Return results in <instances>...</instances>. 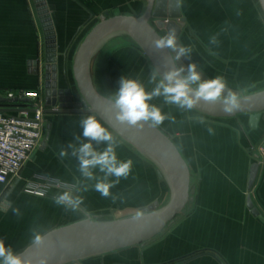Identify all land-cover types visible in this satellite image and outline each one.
Wrapping results in <instances>:
<instances>
[{"label": "crops", "instance_id": "crops-1", "mask_svg": "<svg viewBox=\"0 0 264 264\" xmlns=\"http://www.w3.org/2000/svg\"><path fill=\"white\" fill-rule=\"evenodd\" d=\"M45 2L57 38L60 88L74 86L71 56L90 24L106 12L141 14L139 0ZM169 2L164 9L168 15ZM184 3L183 9L173 13L185 18L182 42L193 46L190 61L198 65V70L202 68L207 79L224 76L229 86L243 94L264 90V11L259 1L184 0ZM236 8L243 10L242 17L235 16ZM225 20L236 27L222 37L220 48L210 50L208 37ZM44 36L36 0H0V91L43 89V73L34 74L32 64L44 55ZM113 41L103 48L100 56ZM121 56L123 63L127 56L126 63L131 62L137 70L142 68L147 76L150 74L153 65L135 47L127 46ZM115 80H119V75ZM164 110L172 112L177 123L166 122L161 128L173 136L191 170L194 192L187 207L190 216L176 219L163 237L144 246L93 257L82 264H264V222L255 212L264 217V155L257 154V148L264 146V114L256 128L250 124V114L218 119L205 116L215 129V135H209L204 126L191 123L174 107L165 106ZM84 115L88 114L52 115L50 130L46 116L43 142L24 165L19 179L11 186L0 182V237L5 238L6 244L23 249L27 230L36 218L50 230L85 218L84 214H65L53 204L51 197L60 190L57 185L48 186L44 196L24 190L27 186L46 185L47 180L70 184L79 176L78 161L75 158L62 161L57 152L60 146L66 147L73 141V133L82 137L79 120ZM120 140L118 154L122 159L134 161L133 174L112 190L122 194L125 201L122 204L114 205L92 191L84 193L91 215L99 218L107 212L129 213L156 199H170L169 187L156 166ZM98 147L102 150L106 145ZM193 180H197L194 187ZM14 209L19 210L20 217L13 214ZM129 255L134 258L129 259Z\"/></svg>", "mask_w": 264, "mask_h": 264}, {"label": "water", "instance_id": "water-1", "mask_svg": "<svg viewBox=\"0 0 264 264\" xmlns=\"http://www.w3.org/2000/svg\"><path fill=\"white\" fill-rule=\"evenodd\" d=\"M145 11L140 16L111 15L106 12L93 22L72 53L73 88H60L58 85L59 66L57 58V38L51 15L45 0H36L40 11V21L44 31L45 52L41 58L34 60L33 72L40 76L43 73L45 113L47 128H51V116L58 114H91L95 112L105 119V95L97 88L94 80L95 66L103 48L113 39L121 36L130 38L147 56L151 64L159 65L163 70L165 58L170 53L158 52L150 46L154 35H161L153 25L155 17L168 15L164 10L167 0H144ZM264 11V0H258ZM170 16H174L171 0ZM183 18V25H185ZM159 27L165 23L159 22ZM171 22L168 29L173 27ZM243 110L233 115H225L217 106L211 109L201 105V114L210 118H233L241 114H250V124L258 126L264 114V90L241 94ZM17 99L0 97V103H16ZM28 103L29 100L24 99ZM20 110V109H16ZM91 110V111H90ZM32 111V110H30ZM116 134L144 158L152 162L160 176L167 183L170 199L165 206H150L143 210L140 218L134 215L104 219L99 216L85 218L50 230L45 244L26 255H33L36 264L46 260L47 264H82L85 260L107 255L119 250L144 246L163 233L187 209L193 201L191 188V170L173 136L163 130L145 128L142 132L123 129L115 126ZM45 145V143H43ZM257 165L253 168L255 173ZM249 205L253 208L250 201ZM259 218L264 217L256 210ZM215 256L214 254H211Z\"/></svg>", "mask_w": 264, "mask_h": 264}, {"label": "clouds", "instance_id": "clouds-1", "mask_svg": "<svg viewBox=\"0 0 264 264\" xmlns=\"http://www.w3.org/2000/svg\"><path fill=\"white\" fill-rule=\"evenodd\" d=\"M173 10L184 8V0H171ZM237 18L243 16V10H234ZM236 26L225 20L217 31L208 37L211 49H218L222 45V37L229 35ZM150 46L158 51L167 50L170 55L165 58L163 70L159 65L151 68L146 79L130 75L119 79L118 90L105 95V112L108 118L91 114L81 116L79 126L81 135L73 133L74 139L66 147L60 146L57 152L64 161L75 158L79 176L70 184H60V190L51 197L53 204L63 209L65 214L88 217L91 212L85 201L84 193L89 191L98 193L102 199L110 200L112 204L124 203L120 192H113V188L122 180H127L133 174L134 161L131 158L122 159L118 149L122 141L113 130L114 126L142 132L145 128L158 129L165 123L176 124L177 117L165 106H172L191 123L205 127L209 135H215L211 123L201 114V105H208L211 109L217 106L225 115H233L243 110L241 94L229 86L224 76L202 79L203 69L198 70L195 62L186 67L179 64L181 58L191 60L193 46L180 41L175 27H170L166 33L154 35ZM161 101V103H157ZM104 144L102 150L98 147ZM52 178L51 176L44 175ZM17 217L21 216L18 209L13 210ZM141 211L135 213L140 218ZM50 229L33 220L27 230V244L23 249L14 248L5 243L0 237V264H36L33 255H26L29 250L42 247ZM40 264H47L46 260Z\"/></svg>", "mask_w": 264, "mask_h": 264}, {"label": "built area", "instance_id": "built-area-1", "mask_svg": "<svg viewBox=\"0 0 264 264\" xmlns=\"http://www.w3.org/2000/svg\"><path fill=\"white\" fill-rule=\"evenodd\" d=\"M0 97L22 102V106H14L17 102H4L2 104L8 105H0V182L11 186L19 179L24 165L43 142L46 105L43 89L0 91ZM24 99L29 102H23ZM60 184L57 180H47L46 185L27 186L24 190L44 196L48 186Z\"/></svg>", "mask_w": 264, "mask_h": 264}, {"label": "rangeland", "instance_id": "rangeland-1", "mask_svg": "<svg viewBox=\"0 0 264 264\" xmlns=\"http://www.w3.org/2000/svg\"><path fill=\"white\" fill-rule=\"evenodd\" d=\"M139 1H141V3H140L141 12L140 13L142 14L146 8V2L144 0H139ZM159 22L165 23V26L159 27L157 25ZM171 22H173V24H174L173 27L176 28L179 39L182 42V38L184 36V30L186 28V24L183 25V18L181 15H177V13H176L173 17L170 15H165L164 17H155L153 19V25L155 27H157L158 30L162 34L167 32L168 24H170ZM89 26H88V28H89ZM81 40H82V38H79L78 42L80 43ZM127 46L135 47L140 56H142V57L145 56V58L148 59L147 56L143 53V51L130 38H128L126 36H121V37H117L116 39H114V41L111 44H109L108 47L105 48V50L103 51L101 56L99 55L100 57H98V60H97L96 66H95V72H94L95 84H96L97 88L99 89V91L103 95H106V94L110 95V94L115 93L118 90V87H119L118 81L119 80L118 81L115 80L117 75H119V79L122 76H126V75H130V76H134V77H140L142 79L147 78L146 73L145 74L142 73V68L140 70H137L132 65L131 62L126 63L125 59H127L126 58L127 56H125V58H124V63L122 62L123 56H121V52L123 50H125V48ZM189 63H192V62L189 59L183 58V57L179 61V64H181L185 67ZM202 79H207V77L203 73H202ZM238 92L240 94L244 93V92H240V91H238ZM257 149L259 150V152L257 153L259 156H260V154L264 155V146L261 148H257ZM259 162L260 161H258L257 163H259ZM192 185H193V187H194V185L196 186L197 180H193ZM167 202L168 201L165 198L156 199L155 201L151 202V204H149V205L142 206L140 208H136L135 210L133 209L134 211H131L129 213L127 212L128 214L125 211L124 212H121V211L120 212L119 211L107 212L106 215L102 218H104V219H115L114 217H116V215H117V217L123 218V217L131 216V215H135V213L138 210H140L142 212L143 210L149 208L150 206H154V205H158L160 207L165 206L167 204ZM107 214H109V215H107ZM189 216H190V213H188V211L186 209L177 219L182 218L184 220V218L189 217ZM166 230L153 240H156V239L163 237L165 235ZM126 250H129V249L127 248ZM116 252H118V251H116ZM132 258H134V256L129 255V259H132ZM127 261L130 262V260H127Z\"/></svg>", "mask_w": 264, "mask_h": 264}, {"label": "trees", "instance_id": "trees-1", "mask_svg": "<svg viewBox=\"0 0 264 264\" xmlns=\"http://www.w3.org/2000/svg\"><path fill=\"white\" fill-rule=\"evenodd\" d=\"M0 105H8V104H2V103H0ZM22 106V102H17V104H14V106Z\"/></svg>", "mask_w": 264, "mask_h": 264}, {"label": "bare ground", "instance_id": "bare-ground-1", "mask_svg": "<svg viewBox=\"0 0 264 264\" xmlns=\"http://www.w3.org/2000/svg\"><path fill=\"white\" fill-rule=\"evenodd\" d=\"M118 218H122V217H117V216L115 217V219H118Z\"/></svg>", "mask_w": 264, "mask_h": 264}]
</instances>
